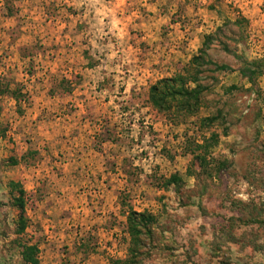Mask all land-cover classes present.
I'll use <instances>...</instances> for the list:
<instances>
[{"label": "rangeland", "instance_id": "rangeland-1", "mask_svg": "<svg viewBox=\"0 0 264 264\" xmlns=\"http://www.w3.org/2000/svg\"><path fill=\"white\" fill-rule=\"evenodd\" d=\"M208 35L235 72L154 110ZM223 45L264 68V0H0V264L126 259L129 208L156 217L141 264H264V75Z\"/></svg>", "mask_w": 264, "mask_h": 264}, {"label": "trees", "instance_id": "trees-1", "mask_svg": "<svg viewBox=\"0 0 264 264\" xmlns=\"http://www.w3.org/2000/svg\"><path fill=\"white\" fill-rule=\"evenodd\" d=\"M213 42L214 36L204 37L202 48L197 55L192 57L189 65L181 73L176 74L174 77L158 80L150 87L148 101L154 110L167 116L174 106L179 112L194 115L199 108L203 94L207 90L202 84L203 76L208 71L212 73L235 72L230 66L217 64L209 58L208 51L211 49ZM223 50L240 61L241 67L238 72L250 84H254L259 77L264 75V68L257 61L245 59L243 56L232 52L225 45H223ZM177 124L179 125V123ZM181 184V177L174 174L169 178H164L161 187L163 189L173 187L177 192L180 191ZM155 222L156 217L153 214L146 211L136 212L133 208H129L127 212V233L131 242L130 256L126 259L111 260L110 264H141L140 240L142 236H150L151 225ZM36 252L37 248L35 246L24 247L22 258L25 264H39Z\"/></svg>", "mask_w": 264, "mask_h": 264}, {"label": "crops", "instance_id": "crops-1", "mask_svg": "<svg viewBox=\"0 0 264 264\" xmlns=\"http://www.w3.org/2000/svg\"><path fill=\"white\" fill-rule=\"evenodd\" d=\"M187 55H185V57H186ZM191 57V56H190ZM189 59V58H188Z\"/></svg>", "mask_w": 264, "mask_h": 264}]
</instances>
